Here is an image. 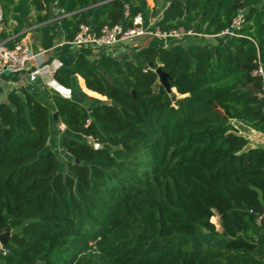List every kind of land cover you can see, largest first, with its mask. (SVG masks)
I'll return each instance as SVG.
<instances>
[{"label": "trees", "instance_id": "obj_1", "mask_svg": "<svg viewBox=\"0 0 264 264\" xmlns=\"http://www.w3.org/2000/svg\"><path fill=\"white\" fill-rule=\"evenodd\" d=\"M161 1L153 14L160 11L161 30L218 34L239 8L244 22L239 36L144 45L123 59L83 49L69 71H54L63 87L75 90L79 75L104 100L53 93L48 104L25 89L8 92L0 102V232L19 229L0 264H264V146L248 147L232 123L264 135L262 78L252 73L257 60L264 65V0ZM141 3L0 0V23L15 20L17 33L24 16L44 11L37 22L57 16L69 41L80 23L129 25ZM56 35L46 27L40 45ZM7 36L2 29L0 40ZM54 111L70 133L61 137L71 158L62 167L45 148ZM197 227L224 234L226 245L190 240Z\"/></svg>", "mask_w": 264, "mask_h": 264}, {"label": "built area", "instance_id": "obj_2", "mask_svg": "<svg viewBox=\"0 0 264 264\" xmlns=\"http://www.w3.org/2000/svg\"><path fill=\"white\" fill-rule=\"evenodd\" d=\"M129 15L128 7L122 14L123 19ZM245 10L239 8L231 19L230 24L220 33L209 35L197 32L194 29H185L183 27L161 30L156 24V18H144L141 12H138L131 18L129 25L118 22L113 25H103L99 30L94 29L90 24L80 23L72 40L64 41L77 53L83 49H95V57L101 55H111L117 57V49L126 48V43L137 37L156 38L161 41L163 46H168L172 41H182L189 37L197 39L212 40L218 37L239 36L238 32L244 22ZM2 18L0 8V21ZM15 35L11 39L12 44L6 45V40H0V77L5 74H15L23 71L29 62H34L38 73L49 72V65L45 61H37V56L41 52H35L32 42L29 38H16ZM256 76L262 78L261 90L257 93L259 97H264V65L257 60V67L252 72ZM98 144H94L97 147Z\"/></svg>", "mask_w": 264, "mask_h": 264}, {"label": "crops", "instance_id": "obj_3", "mask_svg": "<svg viewBox=\"0 0 264 264\" xmlns=\"http://www.w3.org/2000/svg\"><path fill=\"white\" fill-rule=\"evenodd\" d=\"M140 12L143 14L145 19H147V17H153V16L157 18V16L160 15V11H158L155 15H150V16H147L143 10H141ZM43 13L44 11L38 12L32 10L27 17L24 16L23 17L24 23L17 33H15L14 30L15 26L17 25V22L15 20H9L5 27H3L2 24L0 23V31L4 29V31L8 35L5 39H1V40L8 41L7 39H11L15 35L23 34L24 35L23 37L29 38L31 40L34 51L41 52V54L37 56V61L40 60L45 61L49 65V69H50L49 72L38 73L35 63L29 62L23 71L15 74L3 75L2 77H0V102L6 100V95L8 92L13 91L20 93L23 89L29 91L39 100L43 102H47L48 104L52 103L50 99V95L53 93H59L63 96L73 98L72 89H67L63 87L58 81L54 79L53 74L54 71L58 68H65L69 71L70 67L74 63V59L77 54V51H75L73 47L67 44H63V42L66 41L64 39V28L60 24L57 16H54L45 21L37 22V15ZM50 25H53L55 27L57 31V35L55 36L53 44L48 48H45L40 45V36H41V32ZM196 40H198L196 37H189L178 42L183 43L184 45H189L197 42ZM172 42L175 43L177 41H172ZM156 44L160 45L161 41L156 38L149 39L144 36L137 37L135 39L128 41L125 44L126 48L117 49V57L123 59L127 55L128 56L135 55L138 48L141 46L156 45ZM78 77L81 82L80 83L81 85H79L78 88V92L84 93L86 96H91L88 93V91L91 90L86 88L83 78L80 77L79 75ZM58 124L64 127L63 124L61 123ZM210 221L214 224V226L216 227L215 230L217 231L218 230L217 226L219 223L217 214L212 216ZM223 236L225 235L223 234ZM258 254L260 255V257L264 259V245L259 247Z\"/></svg>", "mask_w": 264, "mask_h": 264}, {"label": "rangeland", "instance_id": "obj_4", "mask_svg": "<svg viewBox=\"0 0 264 264\" xmlns=\"http://www.w3.org/2000/svg\"><path fill=\"white\" fill-rule=\"evenodd\" d=\"M141 1H142L141 10H143L147 16L153 15L154 11L160 9L161 8L160 6H162V4L164 3L161 0H141ZM219 39H221V38H219ZM196 41H202V40L198 39ZM78 81H79V83H78ZM72 83L76 87V89L73 90V98L81 100L86 95L84 93L78 92L79 85H81L80 84L81 82L79 80L78 75H74L72 77ZM170 91L174 92L175 90L171 89ZM88 97L94 98V99L104 100L102 98H99V97L93 96V95L88 96ZM232 123L236 127L237 131L247 138V140H248L247 146L248 147L264 146V135H262L261 133L255 131L254 129L247 127V126H245V125H243L237 121L233 120ZM50 130H51V136L48 139V142H47V145L45 148L46 149L47 148L52 149L58 155L59 160H60V167H62L64 161L69 160L71 158H70V156H68V154L62 148L61 137L63 135L69 136L70 133H68L63 126H61L60 124H56L54 121H52L51 114H50ZM76 137H78L79 139H82V140L91 141V139L89 137H81L79 135ZM219 225L220 224L218 223L217 233H219L221 231V227ZM18 229L19 228H16L15 230H11L10 233L13 231H17ZM190 240L200 241L205 245H210V246H214V247H223L226 243L227 238L223 235H220V234L211 233V232L205 230L204 228L197 227L195 234L190 237ZM0 250H3L1 243H0Z\"/></svg>", "mask_w": 264, "mask_h": 264}, {"label": "water", "instance_id": "obj_5", "mask_svg": "<svg viewBox=\"0 0 264 264\" xmlns=\"http://www.w3.org/2000/svg\"><path fill=\"white\" fill-rule=\"evenodd\" d=\"M148 66L150 68H153L154 65L153 63H148ZM155 72L158 74L159 76V80H160V83L165 87L166 90L170 91L171 88L169 87V84H168V74L165 73L160 67H157L155 69ZM175 90V89H173ZM172 98H175L174 95L171 96ZM104 99H106L104 97ZM112 104H115V101H112L111 102ZM51 117L53 119V121L58 124V118H57V112L54 111L52 114H51ZM77 161V160H76ZM234 224L236 225L237 227V230L239 231L240 230V227L238 226V224L236 222H234ZM12 229L10 227H5L1 232H0V243H1V246H3L4 244L8 243V240H9V236H10V231Z\"/></svg>", "mask_w": 264, "mask_h": 264}]
</instances>
